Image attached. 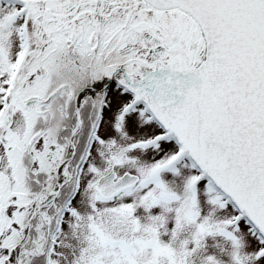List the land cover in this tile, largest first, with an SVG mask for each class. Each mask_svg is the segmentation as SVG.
Listing matches in <instances>:
<instances>
[{"label":"snow or ice","instance_id":"obj_1","mask_svg":"<svg viewBox=\"0 0 264 264\" xmlns=\"http://www.w3.org/2000/svg\"><path fill=\"white\" fill-rule=\"evenodd\" d=\"M0 264H264V0H0Z\"/></svg>","mask_w":264,"mask_h":264}]
</instances>
